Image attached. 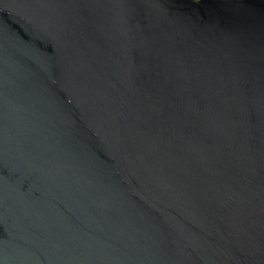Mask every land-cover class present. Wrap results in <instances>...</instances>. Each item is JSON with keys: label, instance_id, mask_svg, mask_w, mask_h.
Returning <instances> with one entry per match:
<instances>
[{"label": "water", "instance_id": "1", "mask_svg": "<svg viewBox=\"0 0 264 264\" xmlns=\"http://www.w3.org/2000/svg\"><path fill=\"white\" fill-rule=\"evenodd\" d=\"M0 264H264V0H0Z\"/></svg>", "mask_w": 264, "mask_h": 264}]
</instances>
